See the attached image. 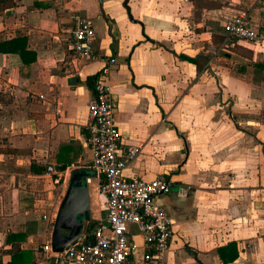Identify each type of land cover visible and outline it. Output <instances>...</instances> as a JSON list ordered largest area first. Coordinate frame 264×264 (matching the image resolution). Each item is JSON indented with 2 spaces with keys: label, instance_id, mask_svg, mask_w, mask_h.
Returning a JSON list of instances; mask_svg holds the SVG:
<instances>
[{
  "label": "crops",
  "instance_id": "crops-1",
  "mask_svg": "<svg viewBox=\"0 0 264 264\" xmlns=\"http://www.w3.org/2000/svg\"><path fill=\"white\" fill-rule=\"evenodd\" d=\"M262 9L259 0H0V44L26 37L31 53L0 51V264L16 234L35 264H54L41 246L70 179L93 177L94 91L84 82L111 58L121 155L141 149L124 174L171 180L158 197L173 220L166 263L225 264L218 250L236 243L227 264H264V46L226 47L223 28L243 12L257 22ZM77 16L96 31L86 61L69 50ZM97 187L88 185L82 233L105 217Z\"/></svg>",
  "mask_w": 264,
  "mask_h": 264
},
{
  "label": "built area",
  "instance_id": "built-area-1",
  "mask_svg": "<svg viewBox=\"0 0 264 264\" xmlns=\"http://www.w3.org/2000/svg\"><path fill=\"white\" fill-rule=\"evenodd\" d=\"M262 16L254 22L243 12L228 17L224 23V45L240 43L264 46V0ZM69 50L76 59L90 60L97 53V36L91 21L75 17L69 39ZM114 58L103 65L94 85L88 107L85 130L91 150L92 178L98 182L97 194L105 217L99 220L82 239L62 252H53L51 232L41 246L44 256L54 264H167L166 253L173 238V220L158 202V197L171 191V180L160 174L152 180L128 178L125 168L141 149L129 146L121 155L122 134L115 123L116 104L108 82ZM48 173H56L53 166Z\"/></svg>",
  "mask_w": 264,
  "mask_h": 264
},
{
  "label": "water",
  "instance_id": "water-1",
  "mask_svg": "<svg viewBox=\"0 0 264 264\" xmlns=\"http://www.w3.org/2000/svg\"><path fill=\"white\" fill-rule=\"evenodd\" d=\"M86 176L70 179L51 232L53 252H62L82 239L85 223L91 221L90 192Z\"/></svg>",
  "mask_w": 264,
  "mask_h": 264
},
{
  "label": "trees",
  "instance_id": "trees-1",
  "mask_svg": "<svg viewBox=\"0 0 264 264\" xmlns=\"http://www.w3.org/2000/svg\"><path fill=\"white\" fill-rule=\"evenodd\" d=\"M26 43H27L26 37L12 38L0 44V51L3 53H6V52L19 53L23 57L24 60H27V57H29L31 53L26 51ZM99 75H100V71L94 75L88 76L84 83L94 88V85L97 82ZM91 226L92 225H90V228ZM25 238L26 237H22V235H19V234L13 235V237L9 238V241L10 242L12 241L11 242L12 247L8 251L11 255V260L8 264H35V259H34L32 252L22 251L20 248L19 243ZM218 251H219V255L222 261L225 264L233 262L238 257V250H237L236 243H230L229 245L225 247H221Z\"/></svg>",
  "mask_w": 264,
  "mask_h": 264
},
{
  "label": "rangeland",
  "instance_id": "rangeland-1",
  "mask_svg": "<svg viewBox=\"0 0 264 264\" xmlns=\"http://www.w3.org/2000/svg\"><path fill=\"white\" fill-rule=\"evenodd\" d=\"M90 188H91V190H92V189L94 188V185H91ZM49 261H50V260H49Z\"/></svg>",
  "mask_w": 264,
  "mask_h": 264
}]
</instances>
